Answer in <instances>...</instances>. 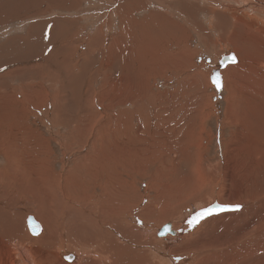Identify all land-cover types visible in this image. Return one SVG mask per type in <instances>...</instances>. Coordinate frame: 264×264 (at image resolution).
<instances>
[{
  "label": "rangeland",
  "instance_id": "obj_1",
  "mask_svg": "<svg viewBox=\"0 0 264 264\" xmlns=\"http://www.w3.org/2000/svg\"><path fill=\"white\" fill-rule=\"evenodd\" d=\"M143 1L0 0V201L8 202L1 192L15 164V174L39 187L44 180L54 235L84 228L97 233L89 238H107L90 222L79 229L61 221L67 212L88 216L111 204L120 210L112 225L122 217L152 225L159 217L161 229L180 213L212 206L227 212L221 201L240 208L264 202V80L257 84L254 76L260 68L221 69L223 88L215 89L217 58L234 49L219 45L206 13L196 17L203 32L170 13L185 23V34L165 30L156 43L164 46L160 60L146 64L139 24L154 12H173L174 4L149 1L141 11ZM123 28L131 34L121 36ZM248 115L253 120L242 127L240 117ZM36 214L26 219L41 225Z\"/></svg>",
  "mask_w": 264,
  "mask_h": 264
},
{
  "label": "bare ground",
  "instance_id": "obj_2",
  "mask_svg": "<svg viewBox=\"0 0 264 264\" xmlns=\"http://www.w3.org/2000/svg\"><path fill=\"white\" fill-rule=\"evenodd\" d=\"M149 1L165 9L168 8L169 4H174V10L172 9L173 12H167V10V13L165 10V13L153 11L154 15L148 14L150 16L143 18L139 24L141 28L140 34H143V37L141 36L143 44L141 53L146 64H157L156 60H160L158 52L164 46H157L156 43L164 36L165 30H170L168 32L182 31L185 34V23L183 25L174 21L169 15L170 13L180 18H189L192 23H188L186 27L199 29L200 32H203L201 23H197L196 17L199 13H206L209 18L206 21L209 24L207 23L208 27L205 25L210 32L218 33V39H216L219 45L234 49L233 53L231 52L232 50L229 51L228 47H225L228 51H225L224 55L217 58L218 70L216 69L215 71L227 69V71L233 72L232 70L241 65L247 67L257 66L260 71H254V76L257 84L262 83L264 80V72L262 71L264 69V0H145L142 2L143 6H140L141 11L146 8L145 4L150 3ZM136 10H138L137 7L132 8V11ZM147 19L149 20L146 21ZM110 24L109 21V27ZM126 28L121 31V36L131 34ZM166 39L164 40L165 43ZM162 43L164 44V42ZM233 56H235V62L231 59ZM11 75H14V73H11ZM261 91L263 92V90ZM258 94L261 98L264 97V93L258 92ZM24 96L27 98L28 95L24 94ZM256 108V111L259 112L260 108ZM246 109L251 111L252 107H246ZM252 114L256 115L255 110ZM250 115H248V118H244L243 122L240 117L241 121L239 122L242 127L243 123L245 126V121L253 120ZM130 139L132 138L130 137ZM19 168L20 166L17 167L15 164L14 170ZM14 170L12 169L13 174L8 177V184H3L5 190H2L3 193L1 192L3 194L2 197L4 199L7 198L8 202L0 201V264H264V209H261L264 202L261 205L256 203L255 207L240 208L237 212L232 210L221 212V210L217 209L214 213L212 206L209 208L212 210L211 214H207L208 208L205 209L204 207L205 210L190 211L187 216L184 215L185 213H180L179 219L174 223L162 226L161 229H159V217L152 225H149V222L145 220L143 222L134 221L130 223L123 217L119 224L116 222L115 225H112V215L120 212V210H115L118 205L115 206L113 204L110 205L111 209H109L110 207L103 208L102 212L93 209L94 211L92 210V212L94 213L90 212L92 217H89L91 216L90 214L84 216V211H77L76 213L75 211H70L65 213V215L62 214L64 220L61 221L62 223L59 221L61 225H67L70 221L73 223L75 221V227L80 226V229L83 228L80 224L81 222H90L97 226L96 231L98 230L100 233L102 231L107 234V238L102 236L103 239H101V234L100 238L91 236L90 238L95 237L93 240L88 235L97 233L87 231L84 228L80 230L81 234L79 231L77 232L79 235L77 233V235L71 234V232L65 233L67 229H61L58 235H54V219L50 221V219L46 218V216L51 218V213L48 208L50 206L48 204L49 201L48 203L46 202L45 191L47 190L45 188H47V185L45 184L44 186V180L39 179L41 182L39 187L33 177L26 179L24 174H20V172L15 174ZM209 171L213 172L211 169ZM215 172H217L216 169H214L213 174ZM41 193L43 199L39 197ZM119 199L122 200L121 198ZM127 199L125 200L127 201ZM220 203L229 205L224 201ZM247 204L244 203L243 207H247ZM195 206L199 207L200 204H195ZM155 207L157 209L160 208L157 205ZM31 208L33 211L29 210ZM217 208L221 209L222 207L217 206ZM38 210H40V213ZM106 210L111 213L109 220L104 219ZM29 212L34 215L36 213L39 214V216L36 215L39 220H42L41 225L37 222L40 225V231L37 235H33L28 227L30 217L26 219V216L29 215ZM201 212H205L206 217L199 221L197 227L193 228L189 221ZM159 213L164 215L163 211ZM183 217L186 219H183ZM101 218L104 222L101 221ZM87 224L90 225L89 223ZM102 225H104V230L99 229ZM64 227L66 228V226ZM77 228L74 229L76 230ZM163 228L168 229L165 236L159 235L158 230L162 231ZM192 230L194 232L188 234ZM64 255H72L73 260L68 263H66L67 261L64 262L62 260ZM175 256H179V261L175 260Z\"/></svg>",
  "mask_w": 264,
  "mask_h": 264
},
{
  "label": "snow or ice",
  "instance_id": "obj_3",
  "mask_svg": "<svg viewBox=\"0 0 264 264\" xmlns=\"http://www.w3.org/2000/svg\"><path fill=\"white\" fill-rule=\"evenodd\" d=\"M231 59H232L233 62H235V56H233ZM213 83L216 85V87L218 89L221 87L220 79H219V75L218 74L214 75ZM240 207H241L240 205H228V206H225L222 210L236 211V210H239ZM211 211H212L211 209H208L207 210V214H211ZM205 215H206L205 212L199 213L196 217H194L192 220L189 221V224L195 226V224L198 223L201 219H203L205 217ZM37 227L38 226H33V228H32V231H33L34 235L39 234L38 231H37Z\"/></svg>",
  "mask_w": 264,
  "mask_h": 264
},
{
  "label": "water",
  "instance_id": "obj_4",
  "mask_svg": "<svg viewBox=\"0 0 264 264\" xmlns=\"http://www.w3.org/2000/svg\"><path fill=\"white\" fill-rule=\"evenodd\" d=\"M222 67V66H221ZM216 74H218L219 75V79H220V84H221V87L218 89L217 87H216V85L213 83V77H214V75H216ZM210 81H211V83L214 85V87H215V89L217 90V91H220L221 89H222V79H221V74H220V72L219 71H214L213 72V74L211 75V77H210ZM28 223H29V228H30V231H31V233L33 234V231H32V228H33V226H38L37 227V231L39 232L40 231V225L32 218V217H30L29 218V220H28ZM168 231V229L167 228H163L162 229V231H160L159 232V235H165V233ZM34 235V234H33ZM63 260H65V261H67V262H71L72 260H73V257H72V255H64L63 256Z\"/></svg>",
  "mask_w": 264,
  "mask_h": 264
}]
</instances>
